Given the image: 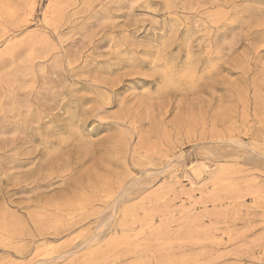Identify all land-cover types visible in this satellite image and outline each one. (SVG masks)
<instances>
[{"label": "rangeland", "instance_id": "rangeland-1", "mask_svg": "<svg viewBox=\"0 0 264 264\" xmlns=\"http://www.w3.org/2000/svg\"><path fill=\"white\" fill-rule=\"evenodd\" d=\"M263 153L264 0H0V264H264Z\"/></svg>", "mask_w": 264, "mask_h": 264}, {"label": "bare ground", "instance_id": "bare-ground-1", "mask_svg": "<svg viewBox=\"0 0 264 264\" xmlns=\"http://www.w3.org/2000/svg\"><path fill=\"white\" fill-rule=\"evenodd\" d=\"M225 137H226V136H225ZM213 140H214V138H213ZM215 140H216V139H215ZM219 140H220V139H219ZM226 141H230L232 144H234L233 142L239 143L238 145H240V143H241V142H239V141L237 142V141L235 140V138H234L233 136H231L230 133L227 135V137H226ZM226 141H224V142L227 143ZM217 142H218V141H217ZM222 142H223V140H222ZM224 142H223V143H224ZM228 144H229V143H228ZM251 144H253V143H251ZM251 144H250V145H251ZM241 145H242V144H241ZM241 145H240V146H241ZM247 145H248V144H247ZM255 146H256V145H255ZM244 147H245V146H244ZM245 148H247V146H246ZM253 150H255V149H253ZM256 150H257L258 152L260 151V150H258V149H256ZM261 154H262V153H261ZM263 154H264V153H263ZM263 157H264V156H263ZM212 177H213V176H212ZM212 177H211V178H212ZM100 199H101V198H100ZM102 199H103V198H102ZM86 201H87V200H86ZM86 201H84L83 206H84V204H85ZM91 201H92V200H91ZM91 201H90V202H91ZM88 204H89V203H88ZM90 205H91V204H90ZM82 208H83V207H81V209H82ZM79 209H80V208H79ZM82 210H83V209H82ZM86 244H87V243H86Z\"/></svg>", "mask_w": 264, "mask_h": 264}]
</instances>
